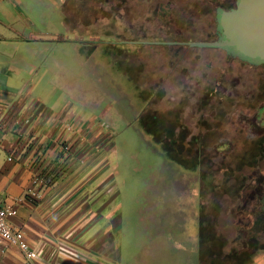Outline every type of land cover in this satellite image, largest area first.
<instances>
[{
	"label": "rangeland",
	"instance_id": "obj_1",
	"mask_svg": "<svg viewBox=\"0 0 264 264\" xmlns=\"http://www.w3.org/2000/svg\"><path fill=\"white\" fill-rule=\"evenodd\" d=\"M105 2L103 17H96L89 26L78 27L80 33L90 36L67 31L63 19L62 25L58 20L49 24L34 21L61 30L63 42L32 43L24 58L31 63L38 62L39 56L41 61L56 57L63 68V86L59 92L64 100L71 101L77 111L78 100H90V112L84 121L92 130L100 129L108 135L104 138L109 139L103 175L111 181L103 192L98 193L96 184L88 191L89 196H95L89 204L99 215L89 234L102 239V245L112 249L109 264L147 263V259L156 255L173 252L191 253L190 264H195L200 205L205 204L209 213L218 204V196L227 189L235 198L242 182L233 181L232 175L249 173L251 162H259L264 156V149L258 148L189 146L188 140L193 135H202L205 128L214 129L215 120L220 121L223 135L232 134L237 121L260 103L244 97L225 99L222 103L212 98L207 100V105L200 106L199 99L203 93L215 92L220 76H223V93H264V72L230 68L225 63V50L129 43L215 41L217 8H233L237 0ZM92 44L95 46L89 56L93 55L94 59L78 60L77 48L79 51L84 45L89 50ZM93 65L99 66L96 76L105 88L96 78ZM32 77L28 80V91ZM236 78H240V83ZM32 95L35 99L41 95L39 85H35ZM115 95L117 99H126L127 107L132 106L137 116L134 125L127 122L131 119L129 112L122 115L111 99L106 100L110 96L115 100ZM205 118L212 126L203 123ZM172 122L176 124L175 134ZM201 176H209V180L204 181ZM211 176L224 177L223 181H214L218 177ZM245 205L250 208L249 203L240 202L234 213H223L219 222L223 231L235 225L234 219L244 220L241 212ZM260 208L259 202L250 208L255 211L254 232L259 236L253 244L254 257L222 256L221 251L237 252L242 245L216 246L209 241L204 262L264 264V217L259 214ZM169 218L175 220V225L171 222L160 233L159 223L166 225ZM173 230L176 242L172 241ZM228 238L233 241V232Z\"/></svg>",
	"mask_w": 264,
	"mask_h": 264
},
{
	"label": "crops",
	"instance_id": "obj_2",
	"mask_svg": "<svg viewBox=\"0 0 264 264\" xmlns=\"http://www.w3.org/2000/svg\"><path fill=\"white\" fill-rule=\"evenodd\" d=\"M105 3V0H0V197L4 204L18 211L9 223L23 231L39 254L37 260H28L16 247L3 243L0 264L111 262L108 255L112 249L89 234L99 215L89 204L95 196H89L88 189L96 184L98 193L103 192L111 181L103 175L109 139L104 138L108 135L100 129L92 130L84 121L90 112V100H78L79 111L71 101L64 100L60 93L63 68L56 57L41 61L39 56L38 62L31 63L24 58L32 43L63 42L61 30L47 27L57 20L62 25L63 19L67 31L90 36L80 33L78 27L89 26L96 17H103ZM41 20L48 24L34 23ZM93 45L89 50L84 45L79 51L77 48V59L86 62ZM35 85L41 89L36 99L32 95ZM65 143L70 145L69 151L63 150ZM57 163H64V171L54 182L53 176L47 181L45 170ZM37 178L46 182L34 184ZM171 222L173 225L175 220L169 218L166 225L159 223L160 233ZM173 238L176 242L174 235ZM191 255L167 253L140 264H190ZM195 258L198 264V257Z\"/></svg>",
	"mask_w": 264,
	"mask_h": 264
},
{
	"label": "flooded vegetation",
	"instance_id": "obj_3",
	"mask_svg": "<svg viewBox=\"0 0 264 264\" xmlns=\"http://www.w3.org/2000/svg\"><path fill=\"white\" fill-rule=\"evenodd\" d=\"M237 3V2H236ZM234 4V7L236 5ZM219 8V7H218ZM217 8V9H218ZM231 9V8H230ZM181 32V31H179ZM215 39L219 38L217 30L215 31ZM138 42H146V41H138ZM137 46H143V45H156V44H139L137 42H129ZM126 46V44H125ZM232 60H227L225 63L230 68H251V69H262L264 72V63H255L244 59H238L237 57L232 56ZM94 56H88V59L86 62L93 60ZM96 63V61L94 60ZM93 72L96 76V69L99 67L98 65H93ZM98 66V67H97ZM227 77V76H226ZM97 79H100L96 76ZM239 82L240 78H236ZM223 76H220V78L217 79V87L215 88V92L213 93H203L201 98L199 99V105L203 106L207 105V100H212L214 98L215 101H219L222 103L225 99H235L239 97H244L246 99H253L259 101L260 103L258 106L251 112L249 115H246L245 118H241L240 121H237L236 126H234V130L232 131V134H224L222 128L220 126V121L215 120L214 129L205 128L202 135H193L190 140H188V145H192L193 147H217V148H237V147H243V148H258V149H264V93H223ZM100 83L102 86H104V83H102V80L100 79ZM240 83V82H239ZM105 88V86L103 87ZM110 88V87H109ZM113 89V88H112ZM110 90V89H108ZM117 91V89H116ZM104 92V89H103ZM123 92V91H122ZM117 95V94H116ZM115 100L112 99V97H108L106 100L111 99L113 104H116V106L119 108V112L122 114H125L127 112L128 116L131 118L129 121H127L130 125H134L136 122V113L132 112V106L130 105L127 107L126 105V99L121 100V98L116 97ZM220 103V104H221ZM201 108V107H200ZM128 110V111H127ZM201 110V109H200ZM204 110V109H202ZM122 114V115H123ZM206 117V116H205ZM171 125L173 133L175 134V123L172 122ZM205 125H211L207 124V119L203 121ZM212 126V125H211ZM207 127V126H206ZM230 137V138H229ZM203 139V140H202ZM250 171L247 174H233L231 179L233 181H241V185H239L240 188H238V192H236V197L230 195V190H225V194L222 192L221 195H219L218 204H215L212 210L208 213L206 206H203L205 204H201L199 208V222H200V232H199V243H198V250H196L197 257H198V264H206L203 258L205 255L207 256V252H205V249H207V244L209 241H213V243L216 246H230L241 244L242 248L238 249L237 252H227L221 251V255H233L238 256L239 254L252 256L254 257L256 252H254V246L255 239H259V236L254 232L255 227V211H252V207L259 202L261 208H260V215L264 217V156L261 158L259 162H251ZM202 180L208 181L209 176H201ZM211 177H218L213 178L214 181L220 180L223 181L224 176H211ZM210 182V181H209ZM212 194V193H211ZM246 197H249L250 199H245ZM250 201V202H249ZM249 203L250 208L248 206H244V211L241 212L243 214V219L235 220V227L231 228H225V231H223L222 226L219 225L220 218L222 217L223 213H234L235 212V206L237 203ZM245 213V214H244ZM231 218H233L231 216ZM248 218V219H246ZM214 219V221H213ZM246 219V220H245ZM217 223V224H216ZM175 225V222L173 223ZM175 229V228H174ZM174 236L176 235V231L173 230ZM230 232H233L234 239L231 241L228 238V235ZM210 242V243H211ZM209 243V244H210ZM259 243V240L258 242ZM246 247V248H245ZM204 250V251H203ZM223 250V248L221 249ZM241 251V253H240ZM213 255V252L210 253V256ZM202 258V261H201ZM238 258V257H237ZM258 260V259H257Z\"/></svg>",
	"mask_w": 264,
	"mask_h": 264
},
{
	"label": "water",
	"instance_id": "obj_4",
	"mask_svg": "<svg viewBox=\"0 0 264 264\" xmlns=\"http://www.w3.org/2000/svg\"><path fill=\"white\" fill-rule=\"evenodd\" d=\"M216 30L219 38L209 42L137 43L220 49L237 58L264 63V0H237L231 9L219 7Z\"/></svg>",
	"mask_w": 264,
	"mask_h": 264
},
{
	"label": "built area",
	"instance_id": "obj_5",
	"mask_svg": "<svg viewBox=\"0 0 264 264\" xmlns=\"http://www.w3.org/2000/svg\"><path fill=\"white\" fill-rule=\"evenodd\" d=\"M68 129H71L68 127ZM64 151L70 150V145L65 143L63 146ZM12 159H10L11 161ZM38 182L45 183L46 181H41L40 179H35L34 184ZM18 211L12 206L4 204L0 197V251H3L2 244L6 243L10 246L16 247L28 260H37L39 254L32 246L28 243L25 234L22 230L13 227L9 223L11 217L17 216Z\"/></svg>",
	"mask_w": 264,
	"mask_h": 264
},
{
	"label": "trees",
	"instance_id": "obj_6",
	"mask_svg": "<svg viewBox=\"0 0 264 264\" xmlns=\"http://www.w3.org/2000/svg\"><path fill=\"white\" fill-rule=\"evenodd\" d=\"M216 17H217V11H216ZM216 27H217V18H216ZM232 54L227 51V60H232ZM241 59V58H238ZM64 171V163H57L55 165H49L47 169L45 170V176H47L46 180L53 176L51 182H54L59 178L61 173ZM202 261V258H201Z\"/></svg>",
	"mask_w": 264,
	"mask_h": 264
}]
</instances>
